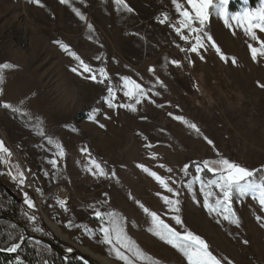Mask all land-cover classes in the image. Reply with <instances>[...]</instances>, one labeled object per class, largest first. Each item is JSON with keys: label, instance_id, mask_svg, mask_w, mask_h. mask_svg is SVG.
Here are the masks:
<instances>
[{"label": "rangeland", "instance_id": "1", "mask_svg": "<svg viewBox=\"0 0 264 264\" xmlns=\"http://www.w3.org/2000/svg\"><path fill=\"white\" fill-rule=\"evenodd\" d=\"M262 2L252 9L248 0H229L224 6L227 24L219 6L209 8L201 27L221 53L204 38L208 46L200 50L201 59L187 51L189 43L175 31L182 19L175 3L194 15L188 0H124L131 12L115 0H41L44 7L32 0H0V104L18 109L0 107V141L12 153L0 155L1 182L18 189L24 203L27 193L64 243L102 264L123 262L98 242L103 221L95 211L122 217L125 234L145 257L129 253L133 264H187L178 249L148 231L151 217L140 204L182 234L187 230L201 237L223 264H264V207L258 198L251 193L234 196L232 210L240 220L236 226L203 207L199 183L191 191L184 187L192 182L195 168L183 182L186 164L221 157L253 172L264 170V55L259 52L264 32L255 30L257 39L252 40L243 30L246 23L238 27L232 19L255 12ZM231 3L238 5L237 11L229 10ZM182 34L194 42L192 33L182 29ZM57 41L92 67L105 68L114 89L122 87V76L139 83L149 92L147 100L132 112L117 106L131 102L117 90L109 107L107 86L73 73L77 61ZM249 44L258 49L256 60ZM189 124L197 125L199 134ZM88 146L111 168L108 178L89 171V155L82 151ZM52 159L58 161L55 169ZM137 165L179 189V196L167 193ZM17 167L27 174L23 187L12 178ZM199 175L205 190L215 194L218 190ZM164 196L179 199V213L165 204ZM174 214L181 216L182 227L171 219ZM85 229L95 230V235Z\"/></svg>", "mask_w": 264, "mask_h": 264}, {"label": "snow or ice", "instance_id": "2", "mask_svg": "<svg viewBox=\"0 0 264 264\" xmlns=\"http://www.w3.org/2000/svg\"><path fill=\"white\" fill-rule=\"evenodd\" d=\"M32 2L39 6L44 7V4L41 3V0H32ZM68 0H60L61 4H66ZM229 0H217V3L214 4L213 0H188V4L191 6V9L194 11V15H191L189 11L182 10L181 5L179 3H175L176 9L179 15L182 17L179 21V27L175 28L177 35L181 40H184L186 43H189V49L192 53H196L203 59V55H201V49H205L208 45L204 43V38H206L210 42V46L215 49L217 53H221L220 47L213 40V37L208 35L206 31L201 27L205 24L208 19V9L212 7L219 6L220 15L225 19V23H228V13L224 6L228 4ZM115 3L122 5L128 12L132 11V8L129 7L124 0H115ZM75 12L76 16H78L81 20H84L85 17L75 8L72 9ZM167 17L165 18V20ZM233 20L237 22V26H243L241 22H245L246 26H244V32L246 35L250 36L252 40H256L255 30H259L264 32V2H262V6L258 8L255 12H246L243 16H233ZM165 20H161V23H164ZM194 21H198V25L194 26ZM89 29L92 28L91 25H88ZM182 29H186L188 32L192 33L194 37V42L189 41V37L182 34ZM59 44V47L64 51L70 52L72 58L77 61L75 67H72L70 70L77 74L84 76L87 74V77L97 83H102L107 86V92L110 97L109 107H113V101L116 99V91H123V97L128 98L130 103H122L118 104V107H122L128 109L132 112H136L137 108L134 105H139L143 101L147 100L149 96V92L146 91L139 83L131 80L127 76H122L120 80L123 82L122 87L119 89H114L113 85L109 82V77L105 68H94L89 63L82 60L74 51H71L68 45L55 42ZM249 48L251 50L252 59L256 60L258 49L252 47L249 44ZM261 55H264V42H261V48L259 49ZM187 55V52H186ZM221 59L227 60V56L221 54ZM235 63L236 61L233 59L231 61ZM172 63L174 65H179V62L173 60ZM4 67H8V65H4ZM150 71H152L150 69ZM158 95V93H155ZM0 107L4 109H11L12 111H18V109L14 108L12 104L3 103L0 104ZM91 119V117H90ZM177 120L182 119V117L177 116ZM103 127V125H101ZM190 130H195L197 134H199V128L195 124L188 125ZM43 135V134H42ZM48 143L51 144L52 140L49 139ZM208 143H212L210 140ZM150 146V145H149ZM59 147V146H57ZM83 152L89 155V160L87 161L89 167V171L93 172L94 175L98 177H109L110 170H106V166L102 165V163L98 162L95 159L91 158V154L87 149H83ZM0 154H7V156H11L12 153L5 146L3 141H0ZM64 155L63 151L58 153V156L62 157ZM52 168L55 169L57 167L58 161L57 159H52L49 161ZM137 167L141 168L144 172L154 178L161 187L165 189L167 193H171L172 196L178 197L180 190H175L172 187H169L168 184L158 176L155 172L149 171V169L145 168L143 165H137ZM191 168H195L196 175L193 176L191 183H186L184 187L191 191L193 188V184L199 183L200 191L203 194V207L207 209L209 213H213L216 216H222L224 221H228L230 224H234L239 226L240 220L237 218L236 213L232 210V203L234 200V196L244 197L247 194L251 193L253 195V199L259 200V205L264 207V174H261L260 179L257 181L255 179L257 173L250 171L248 168L240 166L236 163L231 162L229 159L219 158L215 160H205L201 163H194L192 165H185L183 169V175L185 177L189 176V170ZM207 170V172L213 173L214 179H209L206 183L207 186L211 189L218 190L210 191L205 190V181L199 175V173ZM169 172L172 171L171 168L168 169ZM264 173V170H261ZM17 176L12 177L14 180H18L20 186H25L27 181V174L24 171H21L19 167L16 168ZM114 177L115 173H111ZM39 191V189H37ZM164 200L165 204H167L173 213H179V199H169L167 196L161 197ZM25 204L29 209L35 208V204L31 199L28 198V194L25 193ZM61 207H66V205L61 203ZM140 207L143 209L144 213L151 217V227L148 229L149 232L153 233L156 237H158L161 241H164L166 244L171 245L173 248L178 249L184 257L187 259V264H223L222 259L218 258L213 252L210 250L209 245L198 235H194L192 232L185 230L184 234L180 231H177L176 228L169 226L168 223H165L163 219H161L156 212H149L148 208L143 204H140ZM95 217L99 221H103L99 225L98 232L99 236L97 240L99 243L107 246L109 248L110 254H114L115 258L119 261H122L123 264H133L132 259L128 255L131 254V257H135L138 259H145L140 250L135 246L134 242L129 239V237L125 234V230L123 227V219L122 217H118L114 212L102 213L101 211H95ZM31 219L35 220V215L31 217ZM171 219L178 226H183L184 222L181 219L180 215L174 214ZM256 219L260 221V217L257 216ZM71 227V224H69ZM85 232H92L95 235V230L85 229ZM10 243L6 247L0 248V252H6L10 254L18 253V250L21 248V242L23 241V237L13 238L9 236L7 238ZM72 250L69 249V252ZM16 264H22L17 255ZM84 264H88L85 260Z\"/></svg>", "mask_w": 264, "mask_h": 264}, {"label": "trees", "instance_id": "3", "mask_svg": "<svg viewBox=\"0 0 264 264\" xmlns=\"http://www.w3.org/2000/svg\"><path fill=\"white\" fill-rule=\"evenodd\" d=\"M260 0H248L249 6L255 9ZM238 9V5L230 4L229 10L235 12ZM185 60L189 62V55L185 52ZM81 117V116H80ZM88 151L91 156L106 166V170L111 168L104 162L103 158L91 147L88 146ZM194 163H191L192 165ZM191 168L189 170V176L184 177L183 182H187L192 176ZM255 179L258 181L262 173L258 170ZM202 176L206 179H214L213 173L204 170ZM34 186L38 188V184L34 182ZM22 199L21 192L15 187H7L1 182L0 179V248L6 247L10 241L7 239L9 236L13 238L23 237V247L18 253L12 255L6 252H0V264H12L13 260H16L19 256L22 264H84L78 260L77 257L64 258L53 249L47 247L42 243H38L33 240H27L26 233L32 235H39L46 239H49L62 249H71L67 243H64L61 239L57 238L45 225L38 209H29L24 202L18 203V200ZM23 200V199H22ZM35 215V220L31 217ZM7 218V219H3ZM93 264H98L91 260Z\"/></svg>", "mask_w": 264, "mask_h": 264}, {"label": "water", "instance_id": "4", "mask_svg": "<svg viewBox=\"0 0 264 264\" xmlns=\"http://www.w3.org/2000/svg\"><path fill=\"white\" fill-rule=\"evenodd\" d=\"M23 202L22 199L18 200V203H21ZM38 211L40 212V214L42 215L41 211L38 209ZM43 217V215H42ZM3 219H7V218H3ZM43 220H44V223L48 226V228L54 233L55 236H57V238L61 239L62 241H65L64 238H62L60 236V234L56 233L50 226L49 224L47 223L46 219L43 217ZM25 236L27 237V240H33V241H36L38 243H42L44 245H46L47 247L53 249L54 251H56L58 254H60L62 257L64 258H71V257H77L78 260L82 263H84V261L86 260L88 262V264H93L91 262V260L97 262L98 264H101L99 263L98 261L94 260L93 258H91L90 256L86 255L83 253V251H81L80 249L76 248V247H73V250L71 252H69V250L67 249H62L60 247H58L55 242L49 240V239H46L42 236H39V235H32V234H28L26 233ZM23 247V243L21 244V248L19 250H21ZM18 250V251H19ZM7 254H10V253H7ZM16 254V253H15ZM14 255V254H12Z\"/></svg>", "mask_w": 264, "mask_h": 264}, {"label": "built area", "instance_id": "5", "mask_svg": "<svg viewBox=\"0 0 264 264\" xmlns=\"http://www.w3.org/2000/svg\"><path fill=\"white\" fill-rule=\"evenodd\" d=\"M127 35L130 36V33H127ZM1 173H2L3 177H5V179H8V174H9V172H8V169H7L6 166H2V168H1ZM13 261H14V260H13ZM13 261H12V262H13Z\"/></svg>", "mask_w": 264, "mask_h": 264}, {"label": "bare ground", "instance_id": "6", "mask_svg": "<svg viewBox=\"0 0 264 264\" xmlns=\"http://www.w3.org/2000/svg\"><path fill=\"white\" fill-rule=\"evenodd\" d=\"M47 223H49V226L50 227H52V229L54 230V231H56L55 230V228H54V226L49 222V221H47ZM58 231H56V233H57ZM61 236V235H60ZM62 237V236H61ZM84 254H86L85 252H83ZM87 255V254H86ZM93 258V257H92ZM94 260H96V261H98L97 259H95V258H93ZM99 262V261H98ZM100 263V262H99ZM102 264V263H101Z\"/></svg>", "mask_w": 264, "mask_h": 264}, {"label": "crops", "instance_id": "7", "mask_svg": "<svg viewBox=\"0 0 264 264\" xmlns=\"http://www.w3.org/2000/svg\"><path fill=\"white\" fill-rule=\"evenodd\" d=\"M1 131V130H0ZM2 132V131H1ZM4 137L6 138V143L9 145V139L6 137V135L4 134ZM1 155V154H0Z\"/></svg>", "mask_w": 264, "mask_h": 264}]
</instances>
